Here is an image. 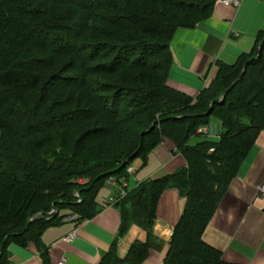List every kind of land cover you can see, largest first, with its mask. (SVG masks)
<instances>
[{"label": "trees", "instance_id": "trees-1", "mask_svg": "<svg viewBox=\"0 0 264 264\" xmlns=\"http://www.w3.org/2000/svg\"><path fill=\"white\" fill-rule=\"evenodd\" d=\"M217 1L0 0V264H10L12 243H34L46 257L48 228L75 214L78 222L95 218L109 178L127 175L138 158L145 165L164 141L186 166L115 205L120 237L131 225L148 237L124 258L114 246L100 264L148 258L169 189L185 206L163 264H234L203 236L264 131V30L251 53L233 65L218 62L197 98L169 83L176 32L209 19ZM212 116L224 128L219 141L191 145Z\"/></svg>", "mask_w": 264, "mask_h": 264}, {"label": "crops", "instance_id": "crops-1", "mask_svg": "<svg viewBox=\"0 0 264 264\" xmlns=\"http://www.w3.org/2000/svg\"><path fill=\"white\" fill-rule=\"evenodd\" d=\"M238 1L239 6L234 7L218 0L209 19L194 29L181 28L176 32L171 44L174 64L169 83L172 88L197 98L215 79L218 62L233 65L241 55L255 49L257 36L264 30V0ZM214 122L213 128L209 127V139L217 142L224 128L220 121ZM175 151L174 145L164 141L150 153L145 165L138 158L139 164L128 177L129 191L136 190L147 180L165 177L185 167V159ZM263 184L264 131L242 163L203 236L207 244L223 252L226 262L264 264ZM109 188L114 196L117 189ZM108 201L104 205L98 202L102 209L93 219L81 223L63 221L48 228L42 236V242L49 248L46 257L34 243L26 247L10 244L7 249L10 264H59L62 261L64 264H100L114 246L117 255L124 258L135 241L147 240V232L131 225L120 237L121 208L108 205ZM184 206L185 199L177 189H169L161 196L154 226L159 242L142 264L164 263ZM75 230L76 239L70 243L62 241Z\"/></svg>", "mask_w": 264, "mask_h": 264}, {"label": "built area", "instance_id": "built-area-1", "mask_svg": "<svg viewBox=\"0 0 264 264\" xmlns=\"http://www.w3.org/2000/svg\"><path fill=\"white\" fill-rule=\"evenodd\" d=\"M223 4L227 5V6H234V7H238L239 6V1L238 0H222L221 1ZM197 134L202 135V136H209V129L207 126H203L200 127L197 130ZM214 150L212 149L211 152H213ZM133 169L129 168L128 169V173H132ZM109 185H111L114 188H117L118 192L116 193L115 197L110 198L109 203L111 205H115L116 203H118L119 201H121L122 199H124L127 194H128V183H127V179L124 176H119V177H111L108 181ZM261 193L264 196V184L261 187ZM78 220V216L74 215L71 216L70 218H68V221L70 222H74ZM77 238V231H73L72 233H70L69 235H67L66 237H64L62 239V241L70 243L72 242L74 239ZM59 264H64V261H62Z\"/></svg>", "mask_w": 264, "mask_h": 264}, {"label": "rangeland", "instance_id": "rangeland-1", "mask_svg": "<svg viewBox=\"0 0 264 264\" xmlns=\"http://www.w3.org/2000/svg\"><path fill=\"white\" fill-rule=\"evenodd\" d=\"M214 121H220L216 116H212L211 118H210V120H209V127H210V129L211 128H213V126H214V124L213 123H215ZM205 138H210V136L209 137H203V136H197V137H194V138H192L191 139V141H190V144L191 145H194V144H196V142H198V141H200V140H203V139H205ZM138 161L136 162V160L134 161L135 163H133V169L135 170V167H136V165H138L139 164V162H140V160L139 159H137ZM143 163V162H142ZM81 182H82V184H85L87 181L85 180V179H82L81 180ZM113 196V192H112V190L109 188V184H107V185H105V187L100 191V193H99V195H98V198H97V201L100 203V204H102V205H104L106 202H107V200H109L111 197Z\"/></svg>", "mask_w": 264, "mask_h": 264}, {"label": "water", "instance_id": "water-1", "mask_svg": "<svg viewBox=\"0 0 264 264\" xmlns=\"http://www.w3.org/2000/svg\"><path fill=\"white\" fill-rule=\"evenodd\" d=\"M260 55H261V47H260V49H259V55H258V57H260ZM244 74V73H243ZM243 74L231 85V87H230V90L232 89V88H234V86L239 82V80H240V78L243 76ZM225 97H226V95H224L222 98H220L219 100H217L216 102H214V103H212L211 104V107H210V110H209V112L207 113L208 115L212 112V110H213V108H214V106H215V104L216 103H222V102H224V100H225Z\"/></svg>", "mask_w": 264, "mask_h": 264}]
</instances>
